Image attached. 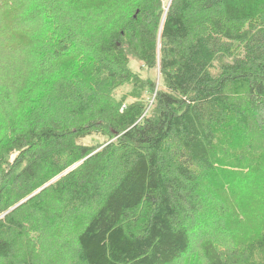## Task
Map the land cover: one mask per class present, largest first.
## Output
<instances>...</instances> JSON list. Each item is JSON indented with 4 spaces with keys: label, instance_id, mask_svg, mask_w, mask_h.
Listing matches in <instances>:
<instances>
[{
    "label": "trees",
    "instance_id": "1",
    "mask_svg": "<svg viewBox=\"0 0 264 264\" xmlns=\"http://www.w3.org/2000/svg\"><path fill=\"white\" fill-rule=\"evenodd\" d=\"M0 264H264V0H0Z\"/></svg>",
    "mask_w": 264,
    "mask_h": 264
},
{
    "label": "rangeland",
    "instance_id": "2",
    "mask_svg": "<svg viewBox=\"0 0 264 264\" xmlns=\"http://www.w3.org/2000/svg\"><path fill=\"white\" fill-rule=\"evenodd\" d=\"M133 67L135 68L136 71L140 72V75L144 78L149 76L158 77V70L149 72L146 68L144 69V67H142V65L140 66V64L137 62L133 63Z\"/></svg>",
    "mask_w": 264,
    "mask_h": 264
},
{
    "label": "water",
    "instance_id": "3",
    "mask_svg": "<svg viewBox=\"0 0 264 264\" xmlns=\"http://www.w3.org/2000/svg\"><path fill=\"white\" fill-rule=\"evenodd\" d=\"M137 13H139V10L137 11ZM135 17H136V15H135Z\"/></svg>",
    "mask_w": 264,
    "mask_h": 264
}]
</instances>
